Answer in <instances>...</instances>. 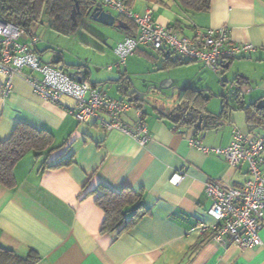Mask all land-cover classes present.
I'll return each instance as SVG.
<instances>
[{
  "label": "crops",
  "instance_id": "0c3cea01",
  "mask_svg": "<svg viewBox=\"0 0 264 264\" xmlns=\"http://www.w3.org/2000/svg\"><path fill=\"white\" fill-rule=\"evenodd\" d=\"M125 1L140 15L151 9L156 23L175 26L188 37L194 36L195 28L228 26L232 43L252 44L255 50L222 61L215 74L202 62L176 65L173 63L180 60L176 53L145 46H139L127 58L126 70L119 79L115 70L123 64L117 65L118 61L107 67L111 74H105L103 82L90 81L89 71L91 84L100 86L107 95L110 93L105 91V84L115 85L120 97L109 96L133 104L120 114L123 123L133 126L139 121L137 88L143 93L146 90L135 87L131 80L140 72L138 59L153 64L142 73H153L145 80L150 89L161 86L179 97L187 88L206 90L210 93L208 108L212 97L209 82L225 73L223 85L236 92L228 96L230 102H240L246 94V105L241 113L230 111L225 121L218 119L220 113L208 111L209 118L197 133L175 131L173 123L162 118L178 105L171 112L144 107L141 112L151 140L141 147L120 130L108 131L93 122H80L77 102L70 97H63L61 104L42 100L22 76H15L11 94L3 97L5 78L0 73V142L8 140L18 124H26L51 131L55 149L39 157L35 152L27 154L14 169L15 187L0 186V247L22 259L35 255V264H264V227L260 231L262 246L246 251L202 235V225L216 223L209 213L212 202L205 194L206 183L221 180L241 187L251 178L247 162L232 168L225 157L206 153L190 143L197 138L202 139L204 147L225 148L232 142L235 127L246 135L264 134V126L247 124L243 110L264 100V0H213L209 10L199 13L185 10L177 0ZM115 16L128 24L121 29L119 42L137 34L135 25ZM40 48L36 45L43 63ZM135 65L138 70L133 69ZM101 116L108 119L105 114ZM210 117L215 118L214 123ZM62 158H68L71 164L47 167V163L57 164ZM182 170V183L172 184L170 178ZM102 187L116 192L130 188L142 194L145 213L133 227L103 232L105 213L96 204Z\"/></svg>",
  "mask_w": 264,
  "mask_h": 264
},
{
  "label": "built area",
  "instance_id": "2783aa9c",
  "mask_svg": "<svg viewBox=\"0 0 264 264\" xmlns=\"http://www.w3.org/2000/svg\"><path fill=\"white\" fill-rule=\"evenodd\" d=\"M101 3L132 22L138 29L136 35L126 37L115 48L119 65L133 56L139 46H145L174 52L182 61L202 62L218 73L222 61L247 56L255 50L252 44L232 43L228 26L217 29L195 28L194 36L188 37L174 26L156 23L151 9L140 15L125 0H102ZM38 42V35L28 33L0 16V73L5 78L1 91L3 97L11 94L14 78L19 75L46 102L61 104L63 97L74 99L78 110L76 117L80 122L97 123L108 131L120 130L135 139L141 147L148 144L151 134L141 111L135 125L123 123L120 114L133 107V104L111 99L88 82L72 80L57 66L43 64L36 50ZM101 114H105L108 119H104ZM190 143L206 153L225 157L232 168L247 162L251 176L241 187L229 186L221 180L206 183L205 194L212 202L209 213L216 223L213 226L202 225V235L210 233L212 240L222 244L229 242L241 251L262 246L260 231L264 227V134L246 135L235 127L232 142L225 148L204 147L202 139L197 138H192ZM184 176L183 170L175 172L170 182L178 186Z\"/></svg>",
  "mask_w": 264,
  "mask_h": 264
},
{
  "label": "trees",
  "instance_id": "16d2710c",
  "mask_svg": "<svg viewBox=\"0 0 264 264\" xmlns=\"http://www.w3.org/2000/svg\"><path fill=\"white\" fill-rule=\"evenodd\" d=\"M78 1L83 13H85L87 8L93 3V0ZM177 1L185 10L193 13L209 10L213 2V0ZM74 6V0H0V16L3 20L25 29L28 33H33L34 27L42 24L44 17L47 15L51 21L50 26L52 29L64 35H69L76 31L79 18L84 16L78 15L76 17L77 21H74L72 19V10ZM128 23L130 26L134 25L130 21H128ZM187 62L190 61L179 60L173 64L178 65ZM64 64L69 68L84 69V81L90 83V73L87 67L68 65L65 62ZM91 85L100 89V86ZM207 94H209L208 97ZM107 96L114 100H125L115 99L109 95ZM209 97L210 93L206 90L184 89L180 94L178 100L179 104L175 110L168 115H162V118L166 117L169 119L173 123L172 128L175 131L193 130L197 133L200 131L197 127L200 119L202 118L204 123L205 120L209 118L207 115ZM222 99V110L218 119L225 121L228 120L229 112L232 107L230 106L231 102L228 96H223ZM137 101L139 103L138 108L142 111L141 109L145 107V103L139 98ZM243 110L246 114L248 125L264 126V108H258L257 105L253 104L243 108ZM214 121L215 118L210 117V122L214 123ZM53 142L54 135L51 131L35 128L26 124H18L12 136L8 140L0 142V186L14 188V169L16 165L30 152H35L38 157L43 153L49 154L53 152L55 150L52 148ZM70 164L71 162L68 161V158H62L57 164L52 165L47 163L46 165L47 167L54 168ZM142 198L141 193H136L130 188H125L120 192H116L102 187L101 194L96 197V204L105 213L103 232H122L127 228L133 227L145 213ZM204 236L211 239L210 233ZM37 261L38 257L35 255L27 259H22L14 252L0 247V264H35Z\"/></svg>",
  "mask_w": 264,
  "mask_h": 264
},
{
  "label": "rangeland",
  "instance_id": "374dc122",
  "mask_svg": "<svg viewBox=\"0 0 264 264\" xmlns=\"http://www.w3.org/2000/svg\"><path fill=\"white\" fill-rule=\"evenodd\" d=\"M107 10L117 15L115 11L108 8ZM78 21L76 31L69 35H64L52 29L50 26L51 21L47 15L44 17L42 24L34 27L33 31L36 35L38 34L39 37L37 46L41 47L40 49L44 58L43 64L54 66L52 58L61 56L68 65L86 66L91 73L90 81L103 82L105 79L104 75L111 74V72L107 70V67L118 61V57H116L117 55L114 54V51L120 43L119 41L123 36V30L117 29L115 26L102 25L85 16H81ZM136 62L140 68V72L138 74H133L131 80L134 82L135 87H141L146 90V93L150 91L143 97L146 100L145 109L151 110L152 107H157L161 111H173L178 105V94L172 96V93L169 91L167 92L165 89L162 90L165 96L162 95L161 92H153V89L148 87V81H145L148 80L153 73L147 76L142 74L143 70L151 69L153 64L145 59H138ZM125 67L126 65L124 63L119 69L115 70L118 74L116 75L118 79L126 70ZM138 67L135 65L133 69L138 70ZM224 76L225 73L222 76L218 75V80L211 79L209 82V89L212 93V97L207 109L214 115H218L222 110V96H232L231 89L223 85V79L225 80ZM228 83L230 84L231 82L228 80ZM105 85H107L105 91L110 93L109 95L120 97L115 85ZM137 90L141 91V89L139 90L138 88ZM243 93H246V90L243 91ZM246 97L247 95L243 94L240 102L233 99L231 103V112L241 113V107L245 106L247 103ZM237 125L239 128H242L240 124ZM244 127H247L246 123H244Z\"/></svg>",
  "mask_w": 264,
  "mask_h": 264
},
{
  "label": "water",
  "instance_id": "95a60500",
  "mask_svg": "<svg viewBox=\"0 0 264 264\" xmlns=\"http://www.w3.org/2000/svg\"><path fill=\"white\" fill-rule=\"evenodd\" d=\"M74 1H75V6L72 10V19L74 21H76V17L78 15L80 16L84 15L86 18L94 22L100 23L102 25L115 26L117 29L128 28V24L125 21L118 19L113 13L106 11L102 3L98 2L97 0H93L92 5L87 8L85 13L82 12L79 1L78 0H74ZM63 61L64 60L61 56H55L52 58V63L55 65H58L59 69L67 73L68 76L72 80L77 81V82H84L85 70L79 69V68H69L65 66ZM162 90L163 88L161 86H156L153 88V92H156V93L161 92V94L164 95ZM149 92L150 91H148L147 93ZM137 93H138L139 99L143 100V102L146 104V100L143 97L147 93L146 92L143 93L140 91H138ZM235 93H236L235 90L231 91L232 96H234ZM208 96L209 94H207V97ZM230 106L232 107L231 103H230ZM257 107L264 108V100L261 101ZM202 123H203V119L201 118L197 125L199 130L202 129ZM203 136L205 137V134Z\"/></svg>",
  "mask_w": 264,
  "mask_h": 264
}]
</instances>
